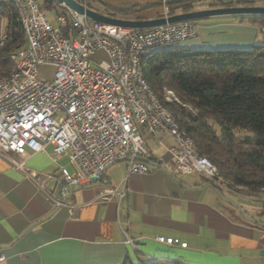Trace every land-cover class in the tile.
Returning a JSON list of instances; mask_svg holds the SVG:
<instances>
[{
	"label": "crops",
	"instance_id": "crops-1",
	"mask_svg": "<svg viewBox=\"0 0 264 264\" xmlns=\"http://www.w3.org/2000/svg\"><path fill=\"white\" fill-rule=\"evenodd\" d=\"M154 1L159 0H130L132 4L119 9ZM214 7L221 6L210 4L199 9ZM166 8L164 4L133 16L113 17H161ZM205 19L196 23L193 38L176 46L219 50L264 44V28L258 24L230 15ZM5 27L6 19L0 15V39ZM158 134L170 140L147 138L152 157L146 160L147 171L127 175L121 198L115 190L126 175L123 160L107 167L106 183L82 184L59 206L55 204L60 197L58 163L51 161L46 151L12 154L11 160L0 156L1 264H139L150 260L264 264V212L260 211L264 210V191L252 195L259 207L244 210L251 219L247 218L205 185L201 175L174 173L168 154L173 141L165 133ZM12 160L23 162V168H16ZM59 163H66V159ZM225 191L229 193L225 196L239 205L234 199L238 194ZM124 233L136 248L125 241ZM158 235L178 238L186 246L160 243L155 239Z\"/></svg>",
	"mask_w": 264,
	"mask_h": 264
},
{
	"label": "built area",
	"instance_id": "built-area-1",
	"mask_svg": "<svg viewBox=\"0 0 264 264\" xmlns=\"http://www.w3.org/2000/svg\"><path fill=\"white\" fill-rule=\"evenodd\" d=\"M25 43L9 53L10 68L0 77V156L46 151L58 163L60 197L89 182H103L105 170L126 163V175L115 190L126 192L129 173H145L151 153L147 138L162 132L172 145L168 154L176 174L195 173L222 187L216 166L197 154L193 139L181 129L143 76L144 57L154 49L196 35L191 21L131 28L93 20L53 0L57 25L40 0H11ZM88 8L89 0H73ZM165 9L163 16L167 17ZM67 30L66 34H63ZM5 40L3 36L0 44ZM98 53L106 57L98 59ZM51 66L49 79L39 77ZM165 101L176 100L165 88ZM66 163H59L61 159ZM11 160V159H10ZM22 169L23 162L13 161ZM127 243L136 248L124 233ZM164 244L186 246L158 235ZM4 255L0 253V264Z\"/></svg>",
	"mask_w": 264,
	"mask_h": 264
},
{
	"label": "trees",
	"instance_id": "trees-1",
	"mask_svg": "<svg viewBox=\"0 0 264 264\" xmlns=\"http://www.w3.org/2000/svg\"><path fill=\"white\" fill-rule=\"evenodd\" d=\"M196 1L166 0L169 14H175V7L181 12L190 11ZM215 1L211 5L246 3ZM40 2L41 7L59 13L53 0ZM161 6L162 0L133 4L118 9V13L133 16ZM0 15L6 19L5 40L0 44L1 77L10 68L9 53L22 46L25 39L11 0H0ZM230 16L264 28V14ZM142 73L179 127L193 139L197 154L217 166L221 185L245 196L264 191V44L249 49L189 50L176 44L157 48L144 57ZM165 88L174 92L176 100H164ZM208 120H213L219 130ZM236 129L247 130L252 136L239 139L234 134ZM205 182L222 192V187L207 179ZM139 264L183 263L150 260Z\"/></svg>",
	"mask_w": 264,
	"mask_h": 264
},
{
	"label": "water",
	"instance_id": "water-1",
	"mask_svg": "<svg viewBox=\"0 0 264 264\" xmlns=\"http://www.w3.org/2000/svg\"><path fill=\"white\" fill-rule=\"evenodd\" d=\"M46 1L51 2V0H46ZM55 1L64 2L69 8L75 10L78 13L85 14L87 17L93 20L101 21L113 25L123 26V27H131V28H147V27L162 25L165 23L191 21V20H197V19L206 18L210 16H217V15L264 14V6L235 5V6H221V7L207 8V9L190 10L186 12L170 14L167 17L161 16V17L148 18V19H126V18H118V17L108 16L98 13L92 9L85 8L84 6L78 4L73 0H55ZM204 184L210 186V184L208 183H204ZM79 188L80 187H75L69 190L66 197L63 198L62 203H66V201L71 198L72 194ZM214 190L223 200L233 205L235 208H237L241 213H243L246 216L242 207L238 205L234 200L227 198L218 189L214 188ZM261 225L264 227V223L261 222Z\"/></svg>",
	"mask_w": 264,
	"mask_h": 264
},
{
	"label": "rangeland",
	"instance_id": "rangeland-1",
	"mask_svg": "<svg viewBox=\"0 0 264 264\" xmlns=\"http://www.w3.org/2000/svg\"><path fill=\"white\" fill-rule=\"evenodd\" d=\"M214 1L215 0H198L192 4V7L197 8V9L205 8V7H208L211 3H214ZM226 1H228V0H226ZM231 1L236 2L237 0H231ZM128 2H130V0H89L88 8L92 9L98 13L104 14V15L120 16V14L118 13V9L121 7L127 6V4L133 3V2H131V3H128ZM164 4L167 5L166 0L165 1L162 0V6L161 7H164ZM217 4H218V2H217ZM244 5L264 6V0H246V3ZM166 9L169 12V8H166ZM173 9H174V12L180 11V7H175ZM47 14H48L49 18L51 19V21L57 25V21L54 18V16H55L54 8L51 10L47 9ZM205 20H206L205 18H201V19H197L195 21H196V23L201 24ZM95 57H97L98 59H100V58L105 59L106 58L103 55V53H98ZM52 72H53V68L51 66H42L39 69V77L42 79H49L52 75ZM164 94H165V89H164L163 97H164ZM173 94H174V92H173ZM174 96L176 97L175 94H174ZM213 127L216 129V131L219 130L218 125L216 123H213ZM234 134L239 139H244L246 137L252 136L251 132H249L247 130H242V129L234 130ZM162 136L163 135L158 134L157 136H152V137H154V139L156 141L157 140H162V141L170 140L169 137H166V136L162 137ZM211 163L213 165H215L212 161H211ZM216 168H217V166H216ZM217 170H218V168H217ZM222 188H224L225 190H228L224 185H222ZM224 189H222V192L224 193V195L229 196V193L227 191H225ZM238 196H244L243 200H247V202H249L251 204V206L248 205L247 202H244L242 199H240V197H238ZM238 196H234V199L239 203V205L242 207L243 210L248 211L249 208L252 207V205H254L255 207H259V205L257 204L258 199L254 198L253 196H251V195L245 196V195H240V194ZM260 211L263 214L264 210L261 209Z\"/></svg>",
	"mask_w": 264,
	"mask_h": 264
}]
</instances>
